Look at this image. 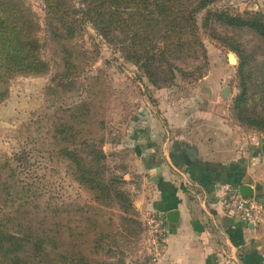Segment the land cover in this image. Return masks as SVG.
Listing matches in <instances>:
<instances>
[{"label":"rangeland","instance_id":"obj_1","mask_svg":"<svg viewBox=\"0 0 264 264\" xmlns=\"http://www.w3.org/2000/svg\"><path fill=\"white\" fill-rule=\"evenodd\" d=\"M18 2L39 27V55L47 64L45 73L13 76L8 97L0 101V220L25 230L30 242L26 264L146 261L143 238L154 210L148 204L151 180L139 153L142 145L166 141L167 130L207 143L220 154L239 156L245 166L253 155L254 174L264 176V119L260 127L243 121L247 114L264 118V42L247 28L213 21L202 27L207 10L264 18V0H216L197 12L202 46L194 47L193 54L182 48L178 58H169L177 69L159 85L85 18L90 4L64 0L66 10L61 8L60 21L50 26L46 0ZM52 30L72 34L57 39ZM13 46L5 43L3 50L16 53ZM229 53L235 64L228 61ZM240 55L245 58L242 74ZM161 63L170 74L166 62ZM242 77L250 96L248 113L234 106ZM68 146L82 154L93 149L104 153L100 163L91 161L90 190L76 180L62 156L61 149ZM43 238L46 252L36 254V242ZM57 254L62 258L54 261Z\"/></svg>","mask_w":264,"mask_h":264},{"label":"trees","instance_id":"obj_2","mask_svg":"<svg viewBox=\"0 0 264 264\" xmlns=\"http://www.w3.org/2000/svg\"><path fill=\"white\" fill-rule=\"evenodd\" d=\"M63 1L46 0L47 19L50 26L53 23H58V19L60 21L58 13L62 12L61 8L66 10ZM80 1L82 4H90L83 13L97 32L107 42L118 43L124 57L141 68L152 84L159 85L170 80L168 75L172 77L173 70L177 69L168 61L169 58H178L182 48L187 49L185 53L193 54L194 47L202 46L195 14L206 9L216 0ZM76 13H78L77 10ZM79 21L80 19L77 18L74 24L78 25ZM212 21L234 29L247 28L264 42V18L262 16L242 17L221 10H207L202 27L207 28L209 22ZM38 29L30 10L24 8L18 0H0V101L8 97V83L13 76L42 74L47 71V64L41 60L39 55L42 44L36 37ZM71 34V32L66 35L58 34L54 30L51 32V35L57 39L66 38ZM8 42L14 44L13 49L16 50V53L9 54L3 50V45ZM239 58L242 74L245 58L242 55ZM163 60L166 62L170 74L163 70L161 63ZM260 78L264 80V62H262ZM240 87L241 90L234 100V106L237 111L248 113L245 106L250 96L246 78L242 77ZM240 118L243 120L241 115ZM263 119V116L259 114L253 116L247 114L243 121L260 127V121ZM90 153H95V158L90 159ZM90 153L82 154L69 146L61 149L62 156L70 162L76 180L89 190L94 181L91 177L94 173L91 161L100 163L104 158V153L100 149H93ZM7 160L9 159L5 158V162ZM11 176L12 174H10ZM7 187L8 184L4 187L6 192ZM255 198L264 202V197L258 194L255 195ZM24 232L25 230L20 226L16 228L8 222L0 220V264H26L25 256L30 242ZM44 239L36 242V254L45 251L42 244ZM56 257L54 261L62 258L60 254H57Z\"/></svg>","mask_w":264,"mask_h":264},{"label":"crops","instance_id":"obj_3","mask_svg":"<svg viewBox=\"0 0 264 264\" xmlns=\"http://www.w3.org/2000/svg\"><path fill=\"white\" fill-rule=\"evenodd\" d=\"M172 131L161 145H142L139 153L146 179H152L148 204L164 214L168 228L159 261L139 264H264V229L229 214L224 205L240 184L264 197V176L254 174L253 155L245 166L239 156ZM170 210L177 212L174 221L167 220Z\"/></svg>","mask_w":264,"mask_h":264},{"label":"built area","instance_id":"obj_4","mask_svg":"<svg viewBox=\"0 0 264 264\" xmlns=\"http://www.w3.org/2000/svg\"><path fill=\"white\" fill-rule=\"evenodd\" d=\"M224 205L229 214L237 216L247 224L258 225L264 229V202L255 197H243L238 190H234L227 194ZM167 234L164 214L154 211L146 220L143 238L146 257L150 262H157L162 257Z\"/></svg>","mask_w":264,"mask_h":264},{"label":"water","instance_id":"obj_5","mask_svg":"<svg viewBox=\"0 0 264 264\" xmlns=\"http://www.w3.org/2000/svg\"><path fill=\"white\" fill-rule=\"evenodd\" d=\"M228 61L232 64L236 63V57L234 56V54L232 53L228 54ZM223 92H225V88L223 89ZM261 150L264 153V140L261 142ZM153 180H156V178H153ZM237 190L240 193V195L243 197H254L255 196V191L253 187L249 184H240ZM176 215H177V212L175 210L168 211V213L166 214L167 220L174 221L175 219L174 217Z\"/></svg>","mask_w":264,"mask_h":264}]
</instances>
